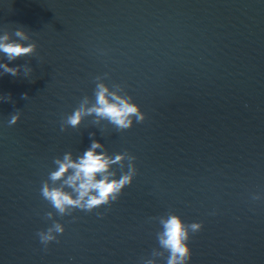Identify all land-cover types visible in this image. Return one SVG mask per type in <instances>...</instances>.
Returning <instances> with one entry per match:
<instances>
[{
  "label": "water",
  "instance_id": "1",
  "mask_svg": "<svg viewBox=\"0 0 264 264\" xmlns=\"http://www.w3.org/2000/svg\"><path fill=\"white\" fill-rule=\"evenodd\" d=\"M5 33L35 48L0 51L18 68L0 66V264H167L158 236L173 214L189 231L187 264H264V0H0ZM101 82L144 119L68 125ZM94 140L125 154L110 179L131 166L132 181L60 214L42 187L75 197L71 169L50 174ZM54 223L64 231L42 243Z\"/></svg>",
  "mask_w": 264,
  "mask_h": 264
},
{
  "label": "clouds",
  "instance_id": "2",
  "mask_svg": "<svg viewBox=\"0 0 264 264\" xmlns=\"http://www.w3.org/2000/svg\"><path fill=\"white\" fill-rule=\"evenodd\" d=\"M20 40H27V35L22 30L15 33ZM34 44L25 46L17 41H11L9 35L5 33L0 36V51L6 54L9 60H13L19 56L27 55L33 52ZM4 71L15 75L18 68L10 67L8 64L0 65ZM95 103L89 105L88 98L85 97L80 106L67 117L66 123L72 127L80 124L82 118L88 115H95L97 122L99 119H107L120 129L131 127L133 120L142 121L144 114L140 111L139 106L131 102L130 97L121 96L116 91H110L103 83H98L95 91ZM18 115H14L10 123H15ZM102 145L99 141H92L91 146L84 152L82 156L74 160L72 154L66 153L63 159H57L55 163L58 165L57 170L50 174L53 181L60 180L71 169V174L67 175L64 184L72 188L76 196L66 192L61 187H50L47 182L42 187V196L49 200L53 207L60 213L64 214L69 208H80L91 211L98 205L107 203L109 199H115L121 189L131 183L134 168L130 166L127 174H124L119 180L110 179L114 173L109 171L110 165L120 162L124 159L123 153L117 154L114 158L109 157L105 152H97ZM100 176V178H97ZM51 213L48 216L51 217ZM163 231L159 234L158 239L160 245L169 251L167 264H187L191 258V251L186 243L189 239L188 228L184 225L182 219L177 215H170L166 219H161ZM192 232H196L201 228V224L193 222L190 225ZM62 233L63 226L59 223L49 228L46 232L38 233L42 243L55 239L53 232ZM147 264H155L149 260Z\"/></svg>",
  "mask_w": 264,
  "mask_h": 264
}]
</instances>
